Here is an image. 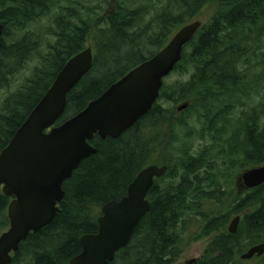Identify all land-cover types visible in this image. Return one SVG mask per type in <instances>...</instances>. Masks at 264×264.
<instances>
[{"label":"trees","instance_id":"16d2710c","mask_svg":"<svg viewBox=\"0 0 264 264\" xmlns=\"http://www.w3.org/2000/svg\"><path fill=\"white\" fill-rule=\"evenodd\" d=\"M211 3L213 14L173 70L188 80L171 86L164 80L153 108L117 139L91 140L96 153L63 184L58 215L20 243L11 264H69L81 252L80 238L97 233L101 207L123 198L150 165L167 170L154 180L149 211L110 264H173L185 247L210 235L192 264H241L238 255L264 244V183L239 193L230 175L226 185L234 190L227 191L214 180L210 147L190 152L195 138L209 135L218 148L224 145L223 157L237 159L240 173L264 165V0H0V92L21 78L0 103V151L89 41L92 67L67 95L56 126L154 56ZM161 102L188 106L179 113ZM222 198L231 202L220 212H198L202 201ZM10 201L0 192V235L9 227ZM193 212L203 226L186 241ZM236 216L238 230L230 235L226 226Z\"/></svg>","mask_w":264,"mask_h":264},{"label":"water","instance_id":"95a60500","mask_svg":"<svg viewBox=\"0 0 264 264\" xmlns=\"http://www.w3.org/2000/svg\"><path fill=\"white\" fill-rule=\"evenodd\" d=\"M200 27L198 21L181 27L154 56L56 126L65 112L67 95L92 67V49L87 47L63 65L50 88L0 151V191L11 199L7 207L9 227L0 235V264H11L20 243L56 218L64 199L63 184L82 160L96 153L91 140L95 136L117 139L148 114L159 98L163 80L180 62L183 48ZM2 31L0 22V38ZM186 108L184 104L177 111ZM166 170L165 165L144 168L129 184L123 198L104 204L97 219V233L80 238L81 252L69 264H110L116 253L128 245L149 211L147 194L154 180ZM263 183L264 165L236 177L239 190H251ZM239 222L240 216L229 222L230 235L237 233ZM263 254L261 243L248 248L240 259Z\"/></svg>","mask_w":264,"mask_h":264},{"label":"rangeland","instance_id":"374dc122","mask_svg":"<svg viewBox=\"0 0 264 264\" xmlns=\"http://www.w3.org/2000/svg\"><path fill=\"white\" fill-rule=\"evenodd\" d=\"M214 10H215V5L213 3L206 5L202 9V11L199 13V15L196 17V19L193 20L192 22L198 21L201 24L207 23L209 21V18L213 14ZM90 46H91V43L89 41L85 48L90 47ZM32 67H33V63L29 65V69H31ZM23 74H25V76L27 77L29 75V70L24 71ZM188 78H189V74L183 75L179 72H172L165 79L164 84L166 86H171V85L179 84L182 82L184 83L188 80ZM20 80H21V78L17 76L15 79H13L12 84H11L9 89L3 90L0 92V103H1L2 98L5 96V94H7V92H9V91L13 90L14 88H16L17 86H19ZM258 100L259 99H254V101H258ZM161 104L163 107L171 108L174 110L177 109L178 107H180L181 105H184V104H179L176 106H174V105L170 106V104H166L165 102H161ZM252 104H253V101L250 102L248 107H250ZM244 108L246 110H248L247 107H244ZM183 111H181V112H183ZM194 125H196L195 121H194ZM195 140H196L194 143L195 147L192 148V151L190 149V152L192 154H196V152H199V150L203 149L204 147H210L212 161H214L215 165L217 166V171L214 174V180L216 182H219L220 185L227 188V191L234 190L233 185L228 186V185H226V183L229 181V176L231 175L232 176L231 177L232 182H233V177H234L235 178V184H236V177H238L237 175L241 172L240 169H238L239 166L237 165V162L234 163V161H236L237 159H230L227 157H223L224 151H219V149L221 150V148H223L224 145H222L221 147L218 148L217 147L218 144H216L212 141L215 139L210 137L209 135H206L203 138H195ZM215 190H216V188H214L212 191H215ZM218 202H223V203H218ZM229 202H231V200L229 198H227V199L222 198V200H220V201H216L215 199H212L209 201H202V204H201L202 206L200 208V211H198V212H201L202 210H204V213L208 214V215L210 212L218 213L221 211V209L223 207H225V204H227ZM198 203L199 202H196L192 206L197 205ZM202 226H203L202 218L198 217V215H196V213L193 212V214H191L189 216V218L186 222L185 228H184V233H185L184 236H185L186 241H190L191 238L197 236L200 233V229ZM227 226H226V229H227ZM213 237H214V235L204 237V238H202L196 242L191 243L187 247H185L183 253L180 255V257L173 264H190V262H192L196 259H199L201 257V255L203 254L204 250L206 249L207 245H209V243L213 239ZM243 253H244V251L241 254H243ZM240 255H238V257H240ZM240 261H241V264H264V254L260 257H254V258H251L249 260H241L240 259Z\"/></svg>","mask_w":264,"mask_h":264},{"label":"flooded vegetation","instance_id":"af4514ba","mask_svg":"<svg viewBox=\"0 0 264 264\" xmlns=\"http://www.w3.org/2000/svg\"><path fill=\"white\" fill-rule=\"evenodd\" d=\"M243 191H244L243 189H240V190L238 189V192H239V193H241V192H243ZM254 257H257V256H254ZM254 257H253V258H254ZM194 261H195V260H194ZM194 261L190 262V264H192Z\"/></svg>","mask_w":264,"mask_h":264}]
</instances>
